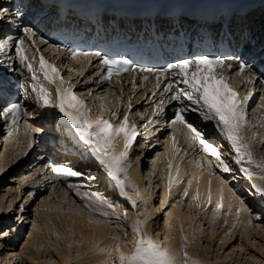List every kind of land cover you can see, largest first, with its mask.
Returning a JSON list of instances; mask_svg holds the SVG:
<instances>
[{"label":"snow or ice","instance_id":"1","mask_svg":"<svg viewBox=\"0 0 264 264\" xmlns=\"http://www.w3.org/2000/svg\"><path fill=\"white\" fill-rule=\"evenodd\" d=\"M24 13L19 8L14 12L8 6L0 5V24L5 21L9 25H15L16 20L23 21ZM16 35L2 34L0 35V52H14L15 56H7V68L11 71H17L18 64L26 69L30 74V81L26 79L25 86L20 97L16 100L9 101L4 98V88L0 85V118L8 121V135L18 136L19 121L22 115L33 116L35 113L30 112L25 107V102L34 94L36 103L42 108H55L66 118L70 128L79 142L84 145L87 154L97 164V166L108 177L117 190V194L124 197L131 206L137 210V215L132 223L128 226L132 233V246L129 251H125L123 241L120 235H109L106 241L95 245L87 252L81 253L79 248L76 251V264H88L87 257L91 254H99L105 251V246L116 252V256L106 264H205V261L194 258L189 255L187 249L194 242L197 233L202 237L206 234L203 225L200 228L192 227V239L185 234L184 225L180 222V241L181 248L179 251H173L172 246H165L147 230L148 224L152 220L151 215H144L148 211L149 200L146 194H142L138 183L130 174V169L134 163L139 164L140 157L135 161L130 159V153L133 149L136 137L139 134L135 122L129 123V112L133 105L130 102L132 96L128 97L129 103L123 112L122 119L118 113L120 109H108L110 115L105 118L103 115L91 117L92 108L86 103L82 94L75 91L76 84L71 82V76L67 80L62 75L61 68L57 67L55 62H49L40 45H46L49 49H55L57 52L67 51L68 58L71 61L80 63L79 57L87 59V65L73 69L65 64L68 72L77 71L80 77L85 75L87 66L92 64L91 58H99L100 67L97 71L84 80V84L88 85L95 77H99L97 83L110 82L113 75L120 76L124 73H135L130 81L133 94L138 88L145 87L146 83H151V95L149 100L152 105V115L148 118V123L159 131V120L152 117H162L166 107L174 105V111L171 117V125L175 129L177 124L182 125L188 131L184 133L185 142L188 148L195 151L199 148L201 151L210 154L217 162L215 168L221 173L217 177L220 184L219 198L213 202L212 199V181L208 180L207 197L201 200L200 177L193 176L196 180V190L190 195V189L193 185V179L187 180V186H183L184 177L181 175L180 164H175V174H173V160L175 154H179L181 149L177 147L175 130L170 136V140L174 149V155L168 159L167 163V183L165 185L169 194L173 188L181 193V201L190 196L189 207L193 204L200 209L204 205H213L212 220L216 223L218 214L224 207V191L230 193V200L227 204L226 214L224 216V225H229L228 215H235V221L228 228L231 233L237 227V223L244 224L241 215L248 217L245 229L252 225L253 209L246 203L245 199L238 195L237 192L229 186V180L223 178L224 174L233 173V169L239 172L244 178L250 182V187L255 194L264 200V155L258 156L255 152V146L264 144V137H259L256 132L257 127L264 125H256L248 119L249 102L254 96V91L249 90L246 95H241L237 90V85L233 83L235 77H240L242 84L249 86L254 85L257 80H264V73H258L254 64L244 58L242 52H232L230 54H196L192 57L178 58L174 62H169L165 66L160 67H140L133 64L128 59L112 58L100 51L88 52L80 51L75 48L63 49L60 44H51L44 39L41 34L35 30V25L21 23L16 25ZM39 41V43H37ZM29 52L32 53L29 56ZM37 54L39 55V67H35ZM60 59V57H57ZM4 65L0 63V67ZM119 82V81H118ZM30 85V88H29ZM54 86L55 100L52 99V91ZM93 89L87 88L89 96L92 95ZM121 96L124 95V87L121 84ZM154 98V99H153ZM103 101L104 97H94ZM264 101V96L260 97ZM260 107V105H257ZM101 112L104 111V103L100 104ZM141 119H145L143 114L138 113ZM195 115L196 119L210 125L213 131L223 139L229 146L228 155H222L215 141L210 140L205 131L192 121L189 117ZM113 119H119L118 124L112 122ZM25 136L29 137L27 147L33 148L36 140L32 138V134L40 133L41 128L33 127L25 121ZM189 133L191 135H189ZM123 142L122 149L117 147ZM18 142V141H17ZM160 155L153 160V164L160 161ZM188 156V151L184 150L179 156L183 161ZM197 168H202L203 164L199 161H190ZM208 166L212 167V161H208ZM52 171L57 178H83L84 173L77 171L69 166H55ZM203 173L201 172V176ZM215 175L210 173V177ZM90 180L95 181L96 176L89 174ZM69 189H75V195L84 201V209L87 210L89 227L95 229L102 228V225H115V232L121 229V219L127 217V209L118 212L113 202L96 192H82L80 189L84 187L82 184L68 183ZM67 197V192H65ZM51 199V197H49ZM41 203H44L43 201ZM74 203V202H73ZM9 210L12 205L10 204ZM21 207H23L21 205ZM175 207V205H173ZM141 209L143 211H141ZM207 211V208H204ZM3 211V209H0ZM45 211L61 212V208L48 207ZM83 211V210H81ZM168 217H172L173 213L168 212ZM96 219L93 220L92 217ZM112 217L116 219L113 220ZM258 219L261 217H257ZM59 219V216H57ZM180 221L179 217H176ZM51 221V217H49ZM75 223V221H73ZM169 229L173 227L169 224ZM57 241L61 239L59 232L55 230ZM7 236V233H3ZM123 236H128L127 228L123 231ZM223 243V241H221ZM82 244L83 241H76ZM73 242H69L67 247L72 249ZM255 247V244L252 245ZM243 252L244 248L241 247ZM252 259H256L252 257Z\"/></svg>","mask_w":264,"mask_h":264},{"label":"bare ground","instance_id":"2","mask_svg":"<svg viewBox=\"0 0 264 264\" xmlns=\"http://www.w3.org/2000/svg\"><path fill=\"white\" fill-rule=\"evenodd\" d=\"M7 60V55H5ZM37 58V57H36ZM5 60V65H6ZM38 62V58H37ZM84 64L79 65L78 68L83 67ZM36 67L38 68L39 65ZM88 68V66H87ZM77 69V68H75ZM90 69V68H88ZM16 74V73H15ZM78 74L77 71H73L72 75ZM17 75V74H16ZM86 76L89 75V72L85 74ZM76 76V75H75ZM67 79L69 77H66ZM116 84V83H115ZM121 84L119 85H110V88H107L105 91H110V94L114 92V95L120 93ZM54 92V86L53 91ZM101 96H104L103 94H100ZM93 99V97H92ZM110 100V99H109ZM93 102V101H92ZM91 102V103H92ZM90 103V104H91ZM104 103L105 109L103 112H101L100 104ZM93 113H90V116L93 117L91 114L96 116L104 115L108 112V109H111L113 106L117 104V101H113L111 104H108L105 99L101 101L100 99L98 101H94L93 105ZM113 104V105H112ZM111 105V107H109ZM34 108V107H33ZM36 108V107H35ZM31 112L35 113L33 116H28L24 121H27V124L32 125L33 127H37L40 123H36L33 121L32 117L38 118V114L36 110H32V107H30ZM97 111L95 113V111ZM56 118V117H55ZM58 121L64 122L66 121V118L63 116L57 117ZM54 120V119H53ZM162 120V119H161ZM55 122V121H54ZM67 122V121H66ZM204 130L208 131L209 135L216 134L213 130H209L207 124L201 123ZM56 125V124H55ZM152 125L148 124V128H150ZM159 131L156 130V128H150L148 130L149 138L146 141H142L141 143H137L138 147L136 149L131 150L130 159H133V161L136 160V154H138L137 157H140L139 164L136 165L134 163L133 167L130 169V174L133 177V179L138 183L140 191L142 194H146L147 198L149 200L148 204V211L144 213V215H151L152 220L147 226V230L149 233H151L158 242L164 244L165 246H172L173 251H179L181 248V241H180V222L184 225L185 234L189 236V239H192V233L191 229L192 227L200 228L201 225H203L204 233L206 234L204 237H202L199 233H197L196 238L194 242L188 247L187 251L190 256L194 258H198L200 260L205 261V264H264V216H261L258 220H255L254 215L252 214V225L247 226V229H245V225L247 222L248 217L244 214L241 215V220L244 221V224L237 223V227L232 230L231 233H228V228L231 226V224L235 221V215L233 210V214L228 215L229 219V225H224L223 220L224 216L226 214L227 204L230 200V193L225 189L224 191V207L221 209L220 213L218 214L217 221L215 224L211 222L212 220V211L211 209L214 207L215 201L219 198V189L220 184L219 180L214 179L210 177L209 172L212 170V167L217 162L211 155H207L205 158V163L201 159V151L188 148L187 142H185L184 133L178 134L180 135V145L179 147L181 149V152L179 154H175L178 157L183 154L184 150L188 151V156L185 157L184 161L189 162V165L194 167L195 170H192L190 173L192 176H198L200 177V192H201V200L206 199L207 197V189H208V180L211 178L212 181V199H213V205H204V208H207L208 210L205 211L204 208L198 209L195 204H193L192 207H189L190 202V196L187 198H184L183 201H181V193L182 191H177L176 188H173L171 193L167 191L166 187L163 186L164 194L163 199L160 202V205L157 206V201L154 199L155 192L157 191V188L159 187L160 183L158 181V178L156 176V172L154 170V167L158 168L159 164L155 165L153 164V167L146 169V172L144 174V166L146 159H142L141 156L144 154L141 153L142 151L149 152L150 156L156 153L157 151L162 150V145H159L160 139L164 136L165 127L162 126L161 123L158 125ZM25 128L26 125L24 122L19 123V134L18 136H12L10 140L7 141L6 147L2 149V152L0 153V159L4 162L2 166H0V209H3V211H0V223L3 221V224H6V221L8 222V226L5 227L7 236H3V232H0V264H76V251L77 250H69L67 245L69 242L72 241V238H75L77 241H83L82 244H77V248L83 252H87L90 249H92L95 245L101 244L102 241H106L107 237L112 234H117L121 236V239L123 241L124 249L125 251H129L132 246V233L130 227H128L132 221L135 219L137 215V210L134 209V214H132L130 222H124L121 219V229L119 232H115V225H102V228L95 229L92 227H89L87 224L88 220V213L87 210L84 209V201H82L79 197L75 195V189L74 191H70V189L67 187L68 183H74V184H82L84 187L80 189L82 192H96L99 193V189L97 188V182L92 181L93 187L90 188L87 184V180L84 178L85 174L89 173L93 175L90 168H87V164L95 166L100 171L101 177L106 181V183L109 185L110 188H114L113 182L106 177V175L103 173V171L97 166V164L93 161H86V164H82L81 168H79V165L73 166L72 161L76 159L77 162L81 163L83 159L79 160L78 158H72L69 154H64L62 152H53V147L57 145L56 141L52 136H48L47 134H39L34 133L32 134V138H34L37 134H39V139H41L44 142H41V145H45L46 141H52V148H49L48 146H39L35 143V151L33 156L36 162V169L31 171H26L23 173V171H20V167L18 166L19 161L14 162V151H17L20 149L24 151L22 153H25L26 155L29 154L27 147V141L29 137L25 136ZM264 132V129H263ZM67 135L73 137L72 139H75L76 135L74 132H69V134L62 133L58 138H61L63 143L65 144V138ZM211 139H215V137H210ZM178 139V138H176ZM18 141V142H17ZM0 143L1 147L6 143L4 140L1 139L0 135ZM77 144V142H75ZM163 144V143H162ZM220 149L222 155H228L229 152V146L227 143L221 139L220 140ZM117 147L121 148L123 147V143L117 145ZM34 148V147H33ZM139 148V150H138ZM154 148V149H153ZM32 149V148H31ZM81 147L78 148L76 151L79 153ZM153 149V150H151ZM264 149V148H263ZM52 150V151H51ZM86 151V150H85ZM138 151V152H137ZM134 152V153H133ZM255 152L258 156L264 155L262 151V146L255 147ZM18 153V152H17ZM133 153V154H132ZM46 156L55 157L54 161L52 162V166H69L73 167L77 171H82L84 173L83 178L79 177H73V178H57L56 174L52 171L50 165L46 163ZM135 156V157H134ZM19 157V156H18ZM87 157L91 159V157L87 154ZM40 159V160H39ZM58 160H61L62 162H56ZM31 160V159H29ZM196 160L199 161L201 164H203L202 168H197L193 164L190 163V161ZM212 161V167L208 166V161ZM71 161V162H69ZM85 161V160H84ZM14 162V163H13ZM32 161H27L23 167H27L31 165ZM179 163H183V161H179ZM143 167L140 169V167ZM161 166V165H160ZM34 167V166H33ZM93 167V169L95 168ZM201 169V170H198ZM84 170H87V172H84ZM13 173L9 180H7L6 185L1 184L5 181V172ZM96 171V170H95ZM201 172L203 175L201 176ZM96 173V172H95ZM99 173V172H98ZM102 173V174H101ZM185 172L181 171V174H184ZM17 174V176H15ZM95 175V174H94ZM16 177V179L14 178ZM96 176V175H95ZM186 174L183 175L185 177ZM89 177V176H88ZM3 179V180H2ZM54 179V180H53ZM89 179V178H88ZM103 179L100 183H102ZM229 182L231 183L232 180L237 181L238 183L243 182L245 187L250 188V184L248 185V181L246 178H244L239 172L235 171V168L233 169V173L227 178ZM46 182V183H45ZM86 182V184H85ZM99 182V181H98ZM90 183V181H88ZM100 185V184H99ZM184 185V183H183ZM88 186V187H87ZM230 187H232L236 192L241 193V190H238L236 186H234L232 183L229 184ZM55 187V188H54ZM245 187L243 190H245ZM46 188V189H45ZM50 190V193L48 196H45V191L48 189ZM56 189V190H53ZM60 189V190H59ZM182 189V188H181ZM45 190V191H44ZM53 190V192H51ZM196 190V182L193 180L192 188L190 189V195L194 194ZM117 191V190H116ZM240 191V192H239ZM65 192H67V195L71 193V195H68L69 198L72 200H75V203H72L70 200H68L66 203V206H63V200L65 197ZM70 192V193H68ZM249 193L251 195H249ZM101 196L102 194L99 193ZM247 194L249 197L245 196V194H238L242 196L246 203L253 209V212H259L264 215V209L261 210L264 207V200H261L259 195L255 194L254 191L250 188L247 191ZM38 195L40 198H38ZM61 196V198H58V196ZM59 196V197H60ZM10 197V198H9ZM25 197V198H24ZM51 197V199H49ZM251 197V198H250ZM19 198L18 203L17 200ZM26 199L27 207L25 204H20L22 199ZM125 201H127L124 197H122ZM6 199V200H5ZM5 200V204H3ZM31 200V202H29ZM39 200V201H38ZM44 203H41V202ZM70 201V202H69ZM258 201L261 205L260 209L255 205L254 203ZM36 202H38L36 204ZM74 202V201H73ZM183 202L186 203V205H183ZM15 207H11L9 210V205L11 204ZM130 203V202H129ZM20 205V211H16L17 205ZM36 204L35 206V215L36 221L33 226H31V232L26 237L25 242H22L19 240L20 237V227H24L25 220H29L28 218L30 215L28 213L32 212V206ZM21 205L23 207H21ZM114 205V204H113ZM175 205V207H173ZM51 207L53 209L55 208H61V212H48L45 211L46 208ZM115 207V205H114ZM128 207L130 206H124V209H127V215L130 213L128 211ZM83 210V211H81ZM141 211H143L141 209ZM171 211L173 213V216L170 218L168 217V212ZM131 214V213H130ZM14 215L18 216L19 219L17 221H13ZM57 216H59V219H57ZM161 216V218H160ZM260 216V215H258ZM49 217H51V221H49ZM176 217L180 218V221L176 220ZM23 219V220H22ZM93 220L96 219L95 216L92 217ZM113 220H115V217H112ZM21 221L20 225L18 224V221ZM75 221V223H73ZM163 223H162V222ZM256 221H259V224H256ZM13 222V225H12ZM126 223H128V226H126ZM169 224H172L173 227L169 229ZM23 225V226H22ZM53 225H55V230L59 232V235L61 238H66L67 243L64 241H57V238L55 239L53 236L56 237V235L53 232ZM13 228V229H12ZM127 228L128 230V236H123L124 229ZM4 229V230H5ZM249 229V230H248ZM29 230L28 227H25L24 231ZM251 231L254 232V236L251 234ZM250 232V233H249ZM23 240V241H24ZM64 240V239H63ZM223 241V243L221 242ZM255 244V247H252V245ZM243 247L244 251L241 252L240 248ZM56 255H54V253ZM40 255H42L40 257ZM44 255V257H43ZM116 252L110 248H107L105 246V251L103 253L99 254H91L86 259L88 261V264H106L107 261L114 258L116 256ZM252 257H255L256 259H252ZM44 258V259H43ZM43 259L42 261H37ZM232 260V261H231ZM233 260H235L233 262Z\"/></svg>","mask_w":264,"mask_h":264},{"label":"rangeland","instance_id":"3","mask_svg":"<svg viewBox=\"0 0 264 264\" xmlns=\"http://www.w3.org/2000/svg\"><path fill=\"white\" fill-rule=\"evenodd\" d=\"M30 53V56H31V52H29ZM34 65H35V67H36V64H35V62H34ZM17 70L19 71V72H21L22 73V75H24V79H23V81H24V85H25V81H26V79L28 80V81H30V79H31V77H30V74L29 73H27V71H26V69H24V68H22L19 64H18V62H17ZM29 88H30V85H29ZM94 97H104V99L107 101V103L108 104H111L113 101L115 102V95H114V92L112 93V94H110V91H108V92H106L105 94H104V96H101V95H96V96H94ZM94 97H93V99L92 100H94V101H98L99 99H94ZM52 99L53 100H55V98H54V93H52ZM110 99V100H109ZM29 100H30V103L32 104V106L34 107L33 109H35L36 110V112H37V114H38V118L39 119H37L36 117V120H37V122L36 123H38L39 121H40V123H38L39 125L37 126L38 128H41V134H47L48 136H56V135H59V134H57L58 132H60V130H61V125L58 123V121H56L55 120V117L57 116L56 114H57V109H55V108H51V107H48V108H42V107H40L37 103H36V100H35V96H34V94L29 98ZM93 101V102H94ZM92 102V103H93ZM113 105V104H112ZM94 107H95V110L97 109L96 108V105L94 104L93 105ZM36 107V108H35ZM109 107H111V105L109 106ZM94 110V111H95ZM54 119V120H53ZM55 121V122H54ZM56 124V125H55ZM39 133V134H40ZM39 134H37L34 138H35V140H36V142H37V144H41V140L39 139ZM264 147H262V151H263V154H264V149H263ZM18 152V153H17ZM22 152H24V151H22L21 150V152H20V149L19 150H17V151H14V157H15V161L14 162H17V161H20V159H21V157L23 156V153ZM136 153V152H135ZM19 156V157H18ZM30 161V160H29ZM13 162V163H14ZM4 164V162L0 159V166H2ZM81 166H83L82 164H81ZM81 166H80V168H81ZM87 166V168L86 169H89L90 168V170H91V172L93 173V175L92 176H95L96 175V177H97V179L95 180V182H97V188L99 189V193H101L102 194V196H104V197H106L107 199H109V200H111L112 202H113V204L115 205V208H116V210L118 211V212H123V210H124V206L126 205V206H130V207H128V211H130V213L127 215V217L126 218H122V219H125V220H123V223L126 221V222H130V220H131V217H132V214H134V208L131 206V204L128 202V201H125L121 196H119L118 194H117V191L116 190H114V188H110L109 187V185L106 183V181L101 177V175H100V171H97L98 169L95 167V166H91V165H89V164H87L86 165ZM93 167H95L94 169H93ZM25 170H27V168L26 169H24V170H20V171H25ZM96 170V171H95ZM84 172H87V170H84ZM96 172V173H95ZM99 172V173H98ZM7 174V171L5 172V176L4 177H6L5 178V181L4 182H2L1 184H5L6 185V182H7V180H9L10 179V177L9 176H11L13 173H8V176L6 175ZM95 174V175H94ZM102 174V173H101ZM15 176H17V174L15 175ZM14 176V178L16 179V177ZM88 176H89V173H87V174H85V179L87 180V184H86V182H85V184L86 185H88L90 188H92L94 185H93V183L91 184V182H92V180H90V179H88ZM99 179H103V181H102V183H100V181L101 180H99ZM3 180V179H2ZM88 181H90V183H88ZM99 181V182H98ZM100 184V185H99ZM93 185V186H92ZM87 186V187H88ZM92 186V187H91ZM55 188V187H54ZM46 189V188H45ZM50 188L47 190V191H45V196H48L49 195V193H50ZM53 190H56V189H53ZM53 190L51 191V192H53ZM60 190V189H59ZM70 191H74L73 189H70ZM68 193H70V192H68ZM68 195H71V193L70 194H68ZM67 195V197L66 198H64V199H62V197L60 196H58V198H61L62 200H63V203H62V205L63 206H66V202L68 201V200H70L72 203H73V201H74V203L76 202L75 200H72L71 198H69V196ZM249 195H251L250 193H249ZM10 198V197H9ZM25 198V197H24ZM22 199V201L20 202V204H25L26 202V199ZM38 198H40V197H38ZM251 198V197H250ZM41 199L42 198H40L39 200L41 201ZM6 200V199H5ZM5 200H4V202H3V204H5L6 202H5ZM38 200V201H39ZM18 201H19V198H18V200H17V202L16 203H18ZM69 201V202H70ZM29 202H31V200L29 201ZM16 203L14 204V206H12V208L13 207H15V205H16ZM38 202H36V204H37ZM77 203V202H76ZM36 204H34L33 206H32V209H30V210H32V212H30V213H28V215H30V217L28 218V219H32V217H33V225L35 224V219H36V216H34L35 215V212H34V210H35V206H36ZM255 205H257V207L260 209V207H261V205H260V203L258 202V201H256L255 203H254ZM27 205V203L25 204V206ZM183 205H186V203L185 202H183ZM20 205L18 204L17 205V208H16V211L18 210H20L18 207H19ZM27 207V206H26ZM264 209V207L261 209V210H263ZM253 215H254V218H255V220H258V218L257 217H261V216H264L263 215V212L262 213H257V212H253ZM258 215H260V216H258ZM160 218H161V216H160ZM16 219H18V216L16 215H14V219H13V221L15 222L16 221ZM162 222V221H161ZM8 222L6 221V224H3V221L0 223V232H3L4 231V233H7L6 232V229H5V227H7L8 226V224H7ZM120 223H122V221H120ZM163 223V222H162ZM260 222L259 221H256V224H259ZM263 223H264V220H263ZM12 225H13V222H12ZM33 225H28L29 227H28V229L29 230H27L26 231V233H24V232H20V237H19V240H21L22 242H25V240H26V237L30 234V232H31V226H33ZM126 226H128V223H126ZM5 229V230H4ZM249 230V229H248ZM252 233V235L254 236L255 234H254V232L255 231H251ZM250 233V232H249ZM24 235H26V237L24 236ZM55 239H56V237L55 236H53ZM25 239V240H24ZM64 239V240H63ZM24 240V241H23ZM65 241L66 243H67V239L66 238H61L60 240H59V242L60 241ZM72 241H77L75 238H72ZM76 247H77V243H74L73 242V246H72V250H77L76 249ZM53 253H54V251H53ZM54 255H55V253H54ZM42 255H40V257H41ZM43 257H44V255H43ZM55 257H56V255H55ZM44 259V258H43ZM43 259H40V260H37V261H42ZM232 261V260H231ZM235 260H233V262H234Z\"/></svg>","mask_w":264,"mask_h":264}]
</instances>
